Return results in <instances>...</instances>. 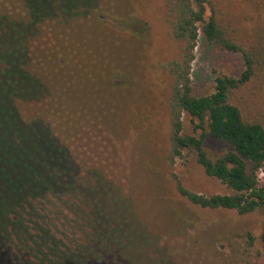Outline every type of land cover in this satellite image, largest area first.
<instances>
[{
	"label": "rangeland",
	"instance_id": "obj_1",
	"mask_svg": "<svg viewBox=\"0 0 264 264\" xmlns=\"http://www.w3.org/2000/svg\"><path fill=\"white\" fill-rule=\"evenodd\" d=\"M229 1L226 10L242 29L264 30V0L253 3L258 13L250 0ZM168 8L167 0H96L85 18L44 23L28 49L29 70L44 84L45 95L18 104L19 113L28 122L42 121L83 169L81 176L98 170L111 183L149 235L151 245L144 248L150 257L171 264H264L262 212L203 209L176 190L178 180L197 194L229 193L205 175L193 152L171 159L169 68L181 60L184 45L171 35ZM242 71L239 54L221 51L199 36L190 72L195 95L212 93L216 75L237 77ZM234 103L246 117L264 123V80L241 89ZM183 127L192 133L186 115ZM210 148L218 150L215 144ZM259 180L263 185L264 167ZM106 209L100 211L107 222L128 229L125 214ZM46 214L57 237L87 242L89 227L82 220L75 224L56 205Z\"/></svg>",
	"mask_w": 264,
	"mask_h": 264
},
{
	"label": "trees",
	"instance_id": "obj_2",
	"mask_svg": "<svg viewBox=\"0 0 264 264\" xmlns=\"http://www.w3.org/2000/svg\"><path fill=\"white\" fill-rule=\"evenodd\" d=\"M95 1L0 0V116L5 114L0 118V264H171L167 258L146 253L149 235L100 171L81 176L83 169L61 141L42 121L24 120L17 107L45 95L44 84L29 70V41L38 28L48 21L69 24L85 18ZM255 1L250 0L251 8L258 13ZM230 3L167 0L171 35L184 45L181 60L169 68L171 159L193 152L205 175L229 191L205 196L177 180L178 194L191 204L239 215L264 214V180L263 185L259 180L264 123L249 119L234 103L241 89L264 80V30L242 29L226 10ZM200 35L221 51L239 54L243 71L237 77L216 75L213 92L199 96L193 93L190 72ZM184 115L193 125L191 134L184 131ZM212 144L218 150L210 148ZM54 205L74 217L75 224L82 220L89 227L87 242L69 243L51 231L46 211ZM101 207L119 217L125 214L128 229L107 222ZM260 241L264 250V229Z\"/></svg>",
	"mask_w": 264,
	"mask_h": 264
}]
</instances>
